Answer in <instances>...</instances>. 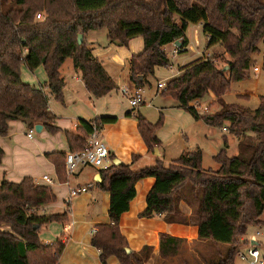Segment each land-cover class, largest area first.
<instances>
[{
	"label": "trees",
	"instance_id": "trees-1",
	"mask_svg": "<svg viewBox=\"0 0 264 264\" xmlns=\"http://www.w3.org/2000/svg\"><path fill=\"white\" fill-rule=\"evenodd\" d=\"M43 12L42 19L36 15ZM202 23L207 47L218 45L222 54L202 57L182 67L178 75L165 82L159 94L176 102L195 120L223 128L237 139L238 153L227 155V136L213 156L217 170L202 167L200 149L188 151L172 160L160 161L139 170L129 165L112 164L100 171L99 186L109 192V223L96 226L91 245L99 250L100 261L115 256L119 264H146L151 247L127 252L128 245L119 230V218L129 209L138 181L151 177L146 208L141 217L162 215L168 223L188 224L179 209L184 202L192 209L197 240L227 245L218 261L203 264H235L239 238L248 226H261L264 213V96L254 110L239 103H224L222 96L232 82L241 81L250 69L253 54L264 37L263 0H0V136H7L9 122L21 120L29 127L42 125L49 133L59 131L49 100L63 102L64 80L59 69L71 58L85 89L95 98L116 88L101 62L92 55L84 36L90 30L106 29L110 43L124 46L135 37L143 39V50L129 60V79L135 87L148 83L156 67L171 66L163 47L178 41V54L188 45L186 30ZM228 55L224 65L218 59ZM33 71L42 66L47 81L39 86L21 78V67ZM227 66L226 69L224 67ZM264 66V56H263ZM142 76V80H139ZM208 94L221 105L216 111L203 112L194 107ZM239 98H241L238 95ZM212 102V103H213ZM211 107V104L208 105ZM137 129L147 149L159 148L155 123L136 113ZM114 117L78 119L74 131L65 132L69 151L84 147L96 125L114 122ZM0 147V161L3 157ZM63 152L48 154L56 173L64 179ZM140 155H132L136 161ZM56 200L51 186L36 184L31 177L19 182L0 179V264H57L64 245L61 241L45 244L39 238L42 226L67 223L66 212L41 213ZM184 239L161 233L159 256L178 255ZM130 250V249H129Z\"/></svg>",
	"mask_w": 264,
	"mask_h": 264
},
{
	"label": "crops",
	"instance_id": "crops-1",
	"mask_svg": "<svg viewBox=\"0 0 264 264\" xmlns=\"http://www.w3.org/2000/svg\"><path fill=\"white\" fill-rule=\"evenodd\" d=\"M83 36L91 48L92 55L101 62L116 88L102 97H93L85 89L80 73L73 66L72 59L67 58L59 69L60 76L64 80L63 102H58L53 98L49 100V110L55 116L53 123L59 127V131L51 134L42 126L40 132L34 130L32 137L29 138L28 131L34 129L35 126L31 128L21 120H13L9 122L7 136H0V147L4 152L0 161L1 180L19 182L24 177H31L36 184L48 185L42 180L43 175H48L56 181L55 184L49 185L56 195V200L44 206L41 213L66 212L68 222H52L42 226L39 230V238L45 244L55 241L63 243L64 248L58 259L59 264H103L100 261L99 250L91 245L92 230H96V226L99 224L109 223V192L98 185L101 181V170L89 166L84 167L70 178L72 186L91 185V187L87 192L74 197L67 207L65 198L68 187L63 184L65 176L63 180L58 176L55 165L48 158V154L53 152L66 154L69 151L65 132L74 131L78 119L89 121L100 117H114V122L106 123L98 128L101 138L109 149L112 164H115L114 160H117L119 163L129 165V168L134 171L153 166L157 161L163 162V158L174 160L183 153L193 151L196 147L202 152L201 147L203 148L204 145H209L214 141V130L218 129L205 124L202 120H195L187 111L177 107L173 99L161 96L157 88L158 82L165 83L178 75L182 67L208 56L205 49L208 51L214 46L207 47V38L202 32V23L188 26L186 30L188 45L184 53L173 54L174 42L165 45L163 50L171 59V66L156 67L153 75L147 77L150 87H152L150 79L156 80V89L150 91L148 97L150 101L147 102L149 103L147 108L150 103L157 102L155 116L146 111V106L140 109L139 107L131 109L126 96L122 93V89L131 92L135 88L129 79V60L132 55L139 54L143 50V39L135 37L127 45L121 46L109 42L106 29L90 30ZM201 45L205 49L199 56L197 54ZM189 51H194V54L197 55L192 60H188L185 55ZM21 78L24 82L34 86L42 85L47 81L42 66L33 71L22 66ZM226 93L222 96L223 101ZM213 101L214 97L208 94L198 104L203 107L210 105ZM145 103L146 99H142L140 105H145ZM136 113L141 114L151 123L157 121L160 113L163 115V124L156 131V136L160 141L157 158L151 157V151L147 149L138 132ZM223 135H221V139ZM214 143L219 151L223 145L222 140ZM135 154L140 157L133 162L131 157ZM203 161L202 152V167ZM153 183L154 179L151 177L136 183V195L131 200L129 209L119 218V230L125 237L130 251L138 253L145 246L151 247V254L146 264H170L174 257L162 259L159 256L161 233L184 239L185 244L189 248L192 247V251L195 253L196 250H193V247L196 242L200 244H207V242L197 240V226L191 219L192 209L184 202L179 204V209L188 219V224L168 223L162 215L140 216V213L146 208L145 198ZM55 208L58 210H54ZM263 215L264 213L261 216L263 222L261 226H248L245 235L238 241L239 249H243L248 243L255 246L261 254L262 242L255 236H259V230L264 229ZM250 227L257 229L254 236L247 235ZM105 264H119V262L115 256H110L106 259Z\"/></svg>",
	"mask_w": 264,
	"mask_h": 264
},
{
	"label": "rangeland",
	"instance_id": "rangeland-1",
	"mask_svg": "<svg viewBox=\"0 0 264 264\" xmlns=\"http://www.w3.org/2000/svg\"><path fill=\"white\" fill-rule=\"evenodd\" d=\"M264 1V0H263ZM41 18H43V12H40ZM205 48H202V45L199 47V53L197 55H201V51ZM258 49L259 52L256 54H253L250 61V69L247 71L246 76L241 81L232 82L230 85L229 91L226 93V97L224 98V103H239L241 105L247 106L248 108L254 110L257 108L259 104V97L264 96V66H263V56H264V37L260 40L258 43ZM193 52V53H192ZM187 52L185 55L188 57V60L194 59L197 55L194 54L195 52ZM205 53H208L209 58L218 56L222 54V48L218 45H215L214 47L208 49V51L205 49ZM205 57V56H204ZM228 55L224 54L221 58L220 56L216 59L218 61L219 66L224 65L226 59H228ZM253 67H257L258 71L254 72ZM63 73L65 76V66L63 67ZM150 82L152 83V87L148 85V83H145L142 87V99H146L145 105H138L137 107L143 108L145 107L146 111L149 112V114H152V116H155L156 110L155 107H157V102L150 103V106L147 105L150 100L148 99L150 91L153 89H156V80L150 79ZM238 94L241 98L238 97ZM221 105L213 102L211 103V108L208 109V111H216L218 108H220ZM200 110L203 109L205 106H200ZM208 108V106L206 105ZM202 111V110H201ZM210 111V112H211ZM225 123V127H226ZM223 127V128H225ZM223 128L221 129L218 127V129H215V137L214 141L211 142L209 145H204L202 148L201 145H198L201 147L203 152V167L204 169H212L217 170L219 165L214 161L213 154H215L218 151V147H215L214 142L221 141V135L224 134L228 137V147H227V155L228 156H235L238 153L237 149V139L233 135L228 134L227 130L223 131ZM226 129V128H225ZM236 140V141H235ZM196 147L195 149H197ZM194 149V150H195ZM190 150V149H187ZM193 150V151H194ZM151 157H156L157 155L153 152H151ZM157 158V157H156ZM162 159L163 157H159ZM162 165L167 167L170 166L172 163L171 159H164L163 158ZM171 160V161H170ZM54 210H58L55 208ZM264 217V215H263ZM257 231L256 228L250 227L248 229L247 235H255V232ZM260 235L255 236L257 239H259L262 242V246L260 247L261 250V258L264 259V229L259 230ZM240 239V238H239ZM197 244V245H196ZM195 247H193V250H196V253L192 251V247L189 248L186 244H183L180 246V251L177 256L173 258V261L170 262V264H203L204 261H218L220 258L224 257L227 250L226 244H215L213 242H207V244H200L196 242ZM248 243H246L247 245ZM239 249V247H238ZM235 263L236 264H251L250 260H240L239 257L235 256Z\"/></svg>",
	"mask_w": 264,
	"mask_h": 264
},
{
	"label": "built area",
	"instance_id": "built-area-1",
	"mask_svg": "<svg viewBox=\"0 0 264 264\" xmlns=\"http://www.w3.org/2000/svg\"><path fill=\"white\" fill-rule=\"evenodd\" d=\"M41 14L38 13L36 15V19H40ZM180 47V46H179ZM175 46L173 54H178V48ZM253 71H258L257 67H253ZM165 87V83L158 82L157 88L163 89ZM122 93L126 96L129 106L131 109H135L142 102V88L135 87L131 92L127 89H122ZM195 108L200 109V105L198 103L194 104ZM203 112H207L208 108L205 106L201 109ZM226 129L223 128V131ZM34 133V129H30L28 131L27 136L29 138L32 137ZM112 165V162L109 157V149L105 142L101 138L100 130L96 125L92 126L91 132L88 134L86 138L85 145L82 149L77 151H68L64 157V182L68 187L67 195L65 198V205L68 207L71 203V200L81 193H85L89 190L91 185H80V186H72L70 185V178L78 173L84 167H93L100 170L108 169ZM42 180L48 184H55L52 178L48 175H43ZM96 230H92L94 234ZM257 234H259L257 232ZM240 260H250L251 264H264V259L261 258V254L255 246L247 244L243 249H238L236 254ZM59 264V263H57Z\"/></svg>",
	"mask_w": 264,
	"mask_h": 264
},
{
	"label": "water",
	"instance_id": "water-1",
	"mask_svg": "<svg viewBox=\"0 0 264 264\" xmlns=\"http://www.w3.org/2000/svg\"><path fill=\"white\" fill-rule=\"evenodd\" d=\"M77 39H78V43H81V41L83 40V34H79L78 37H77ZM174 44L177 47L180 46V43L178 41H175ZM226 68H227V66L224 67V69H226ZM139 80H142V76H139ZM41 129H42V125H39V124L35 125V127H34L35 132H40ZM154 153L155 154H158V149L157 148L154 149ZM114 163L117 165V164H119V161L114 160ZM127 252L129 253L130 250L127 249Z\"/></svg>",
	"mask_w": 264,
	"mask_h": 264
}]
</instances>
